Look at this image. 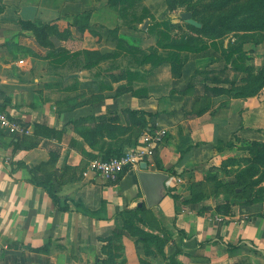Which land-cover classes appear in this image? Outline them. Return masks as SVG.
<instances>
[{
    "label": "crops",
    "instance_id": "obj_1",
    "mask_svg": "<svg viewBox=\"0 0 264 264\" xmlns=\"http://www.w3.org/2000/svg\"><path fill=\"white\" fill-rule=\"evenodd\" d=\"M120 20L119 8L97 0H0V106L24 129H0V264H110L114 254L117 264H264V212L223 215L208 178L234 134L262 127L264 104L205 95L191 113L199 59H182L176 76L168 63L99 59L131 33ZM21 23L50 26L54 37L29 42ZM211 102H220L215 114ZM153 128L167 132L160 169L154 159L149 166L168 175L166 195L140 221L123 212L144 204L136 173L106 180L88 164L138 145ZM34 178H48L68 210ZM127 226L158 236L164 255L154 245L145 255Z\"/></svg>",
    "mask_w": 264,
    "mask_h": 264
},
{
    "label": "rangeland",
    "instance_id": "obj_2",
    "mask_svg": "<svg viewBox=\"0 0 264 264\" xmlns=\"http://www.w3.org/2000/svg\"><path fill=\"white\" fill-rule=\"evenodd\" d=\"M97 2L112 3L119 8L120 13L124 14L121 24L131 31L127 32L125 43L144 52L157 50L166 53L167 50L156 45L157 30L162 29L167 31L171 42L207 44V49L202 53H180L183 61L199 59L198 68L192 76V97L186 103L191 113L200 109L201 106L196 102L207 95L203 83L212 85L213 80L220 83L219 86L245 91L262 86L246 99L254 98L264 104V0H130L124 4H120L119 0ZM183 12H191L192 18L201 25L200 28L195 29L181 20L180 14ZM135 16L146 17L139 23L133 20ZM162 22L168 23L167 29L157 26ZM240 22L252 23L251 32H247V28L230 29ZM21 24L29 42L33 35L46 39L54 37L50 26ZM151 26H154L153 31L149 30ZM234 47H240L239 52L229 57L228 53ZM211 103V112L215 114L220 102ZM233 139L227 147L229 155L220 158L215 168L209 171L208 178L216 189V209L228 217L236 214L243 217L260 215L264 212V115L261 128H248L247 134H234Z\"/></svg>",
    "mask_w": 264,
    "mask_h": 264
},
{
    "label": "trees",
    "instance_id": "obj_3",
    "mask_svg": "<svg viewBox=\"0 0 264 264\" xmlns=\"http://www.w3.org/2000/svg\"><path fill=\"white\" fill-rule=\"evenodd\" d=\"M127 1L130 0H119L120 4H124ZM129 7H131V5L129 4ZM124 10V9H123ZM119 16L121 19L124 18V14L120 13L119 11ZM146 16H141V17H133V20L138 21L139 23L142 22V20H144ZM167 22H162V23H158L157 26H163L167 29L168 25ZM227 25V24H225ZM126 26V25H125ZM191 26V25H190ZM127 27V26H126ZM193 27V26H191ZM129 29V27H127ZM195 29H198L196 27H193ZM242 28H247V32H251L252 28H253V24L252 23H246V22H240L237 26H233L230 29H242ZM150 31L154 30V26H151L149 28ZM158 32V40L156 42V45L158 48L160 49H164L167 50L166 53L162 54L159 53L157 50L156 51H152V52H144L142 49L137 48V47H131L129 45L124 44V42H119L117 44L116 50L114 53L112 54H106L103 56H100L99 59H110V58H118L120 56H130L134 62L140 64V65H150L151 67H158L163 63H168L171 64V68H172V75L176 76L177 75V69L181 68L183 65V61L181 58L180 53L182 52H188V53H192V54H198V53H202L203 51H205L207 49V44H201V45H196V44H190V43H184V42H171L170 41V36L168 35L167 31L164 29L162 30H157ZM241 32V31H239ZM243 41L240 42V44H242ZM240 47H234L232 48L229 53L228 56L230 57L232 54H235L237 52H239ZM63 58V57H62ZM64 60V59H61ZM96 63H87L85 65H83V68H90L92 66H94ZM129 71L127 73L128 76ZM129 79H131L130 77H128ZM192 82V80H191ZM191 82L188 84V88L192 89V84ZM204 84V88L207 91V95H221V94H226L227 96H229L232 99H246L249 97H252L256 90H259L261 87L251 90V91H245V90H240L234 87H230L227 88L225 86H219L220 83H218L216 80L212 81V85H208ZM136 96H140L141 93H135ZM133 114L135 115H139V116H147L149 118H154L157 117L159 115V113H146L143 111H133ZM135 146V145H134ZM133 147V146H132ZM119 155V154H116ZM111 157V156H110ZM109 158V157H108ZM105 158V159H108ZM154 162L156 164L157 169H160V164L156 159V154L154 156ZM135 180H136V176ZM33 181L39 185V186H43L46 190L47 193L49 194L51 200L53 201L55 207L59 210L62 211H66L68 210L66 207H60V200L57 197V195L55 194V192L53 191V187L49 181L48 178L46 179H38V178H34ZM181 202H187L185 200H182ZM145 209V205L143 203H141V206H139V203H136L134 205L129 206L127 209H125L123 212L127 213V214H131L136 216V218L138 220L141 221V217L139 216V212H141L142 210ZM127 231L132 235V236H138L140 239V241L142 243L145 244V255H150L152 254V252L148 249V246L154 245L158 251L159 254L164 255V243L163 241L156 235H152V234H148L145 232H137L132 230L129 226L126 227ZM119 236L117 234H113L112 238L117 239ZM114 250H119L121 247L118 245H114L113 246ZM117 255L114 254L113 256H109L107 258V262L110 264H117L114 260V258H116ZM141 263H145L144 260H140ZM120 264H123V262H121Z\"/></svg>",
    "mask_w": 264,
    "mask_h": 264
},
{
    "label": "built area",
    "instance_id": "obj_4",
    "mask_svg": "<svg viewBox=\"0 0 264 264\" xmlns=\"http://www.w3.org/2000/svg\"><path fill=\"white\" fill-rule=\"evenodd\" d=\"M0 129L10 133H22L23 127L20 122L11 118L9 113L0 106ZM167 136L163 128H153L144 131L138 145L130 147L119 155L108 159H94L88 164V170L102 176L106 180H115L125 170L135 172L141 162H146L148 167L154 159L157 149Z\"/></svg>",
    "mask_w": 264,
    "mask_h": 264
},
{
    "label": "water",
    "instance_id": "obj_5",
    "mask_svg": "<svg viewBox=\"0 0 264 264\" xmlns=\"http://www.w3.org/2000/svg\"><path fill=\"white\" fill-rule=\"evenodd\" d=\"M180 19L193 27L200 28L201 26L192 18L191 12L181 13ZM74 77L76 74L69 75V78ZM136 177L143 193L144 205L147 208L157 206L166 195L165 182L168 180V175L151 171L146 162H141L139 169L136 170Z\"/></svg>",
    "mask_w": 264,
    "mask_h": 264
}]
</instances>
